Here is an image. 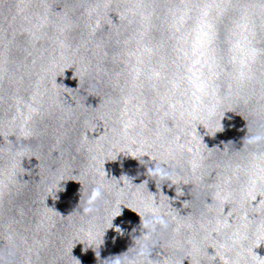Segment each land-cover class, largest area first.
Returning a JSON list of instances; mask_svg holds the SVG:
<instances>
[{"label":"clouds","instance_id":"9594fccd","mask_svg":"<svg viewBox=\"0 0 264 264\" xmlns=\"http://www.w3.org/2000/svg\"><path fill=\"white\" fill-rule=\"evenodd\" d=\"M100 192H101V189H100V188H97V189L95 190V193H96L97 196L100 195ZM155 220H156V222H158V223H160V224L166 226V222H165L162 218H160V217H155ZM117 264H119L118 261H117Z\"/></svg>","mask_w":264,"mask_h":264}]
</instances>
